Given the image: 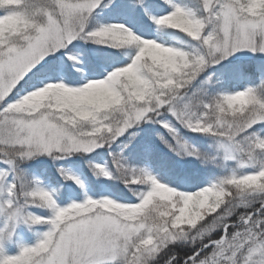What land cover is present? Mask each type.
Listing matches in <instances>:
<instances>
[{
	"label": "snow or ice",
	"instance_id": "1",
	"mask_svg": "<svg viewBox=\"0 0 264 264\" xmlns=\"http://www.w3.org/2000/svg\"><path fill=\"white\" fill-rule=\"evenodd\" d=\"M101 2L0 0V158L14 163L42 153L91 152L158 118L175 132L164 119L168 112L194 132L222 138L226 159L245 166L261 158L260 170L195 192L178 191L147 173L132 175L128 183L150 185L136 204L105 198L59 208L50 192L25 190L31 202L53 209L52 228L36 246L4 256L0 264H152L180 241L190 242L191 251L180 260L173 252L163 264H264V138L249 135L264 123V96L248 88L205 101L188 91L207 66L244 49L264 53V0H199V14L176 4L154 18L198 41L203 53L141 38L124 25L86 33ZM82 34L115 48L134 46L137 54L106 79L81 87L48 84L9 101L46 57ZM116 165L123 171L119 159ZM16 189L12 184L9 194ZM0 210L13 219L20 211L12 200Z\"/></svg>",
	"mask_w": 264,
	"mask_h": 264
},
{
	"label": "trees",
	"instance_id": "2",
	"mask_svg": "<svg viewBox=\"0 0 264 264\" xmlns=\"http://www.w3.org/2000/svg\"><path fill=\"white\" fill-rule=\"evenodd\" d=\"M111 1L117 2V4H109L107 10L101 12L95 11L91 14L89 27L90 31L88 32L94 31L101 26L118 24L126 26L132 32L137 31L136 35L143 36L141 38L156 40L166 46L176 47L187 52H193L195 49H199L198 41L193 40L191 37L178 30L159 25L158 34L153 35V32H155L156 29L154 19L156 17L153 16L151 10L155 4H162L170 8L172 4L169 3L168 0H149V2L146 3L140 1L139 9L137 10L139 13L138 23L135 25V27L138 28L137 30L130 28L128 24H126V22H128V13L134 6V2L137 0ZM183 2L185 3V5H183L184 7L197 10V14H199V0H183ZM112 19H115L116 22L111 21ZM122 20H125L126 22ZM89 38L90 40L96 42L95 39L91 37ZM97 49H99V54H102V60L100 62L96 61L90 67V71L96 76L103 73L101 64L109 65L114 63V65H116V61H124L128 58V55L137 51L134 46L115 48L104 43H101V46ZM74 50V46L68 48V51L65 52V56L71 57L73 52H75ZM58 62L59 59L57 55L49 58L44 67L40 69V71L32 78L31 81L28 82V84H24L23 81L21 82L24 86H18V89L14 91L12 97L10 98L11 100L9 101L11 102L13 99H21L23 96H19L18 92L24 87L26 88L25 94L40 88L34 87L32 90H28L29 87L39 82L37 78L38 75L41 73L47 74L52 72L49 71L53 70L50 68L55 66ZM47 68L49 70H45ZM86 72L87 71L84 69L70 67L68 69V75H66V77H70L71 85L69 86H83L82 84L77 85L76 83L83 79L82 75ZM247 73L253 75L254 78H256L255 80H257L258 76H264V66L254 62V60H250L235 64V66H232L230 69L216 67L213 70L207 71L204 75H201L193 82L188 89L189 95L197 93L199 98H202L205 101L218 98L223 91L239 87L240 83L238 78H240L241 75L245 76ZM53 75L55 77L60 76L58 73H55V71ZM262 91L264 93V87ZM164 119H166L169 123H175L181 127L178 139L180 141L185 140L187 142L186 146L188 151L198 150L201 154L200 158H197L194 155L184 154L183 152L180 153L178 150L172 151L167 149L165 144L174 145V143L171 142L170 132L159 124V118L157 120H145L140 122L141 124L131 128L126 133V136L117 142L118 144L114 153L118 152L119 149L122 150L120 153V163L123 165V171L117 168L116 162H114L112 157L109 156V164L113 170V176L110 179H101V177H99L100 181L111 187L115 192L128 194L131 191L130 188L132 184L127 181L131 179L132 175H139L140 169L147 164H151L155 170L168 181L177 184L181 188L188 189L196 188L212 180H220L227 175L225 171L226 164L221 161L220 157L217 158V156L210 152L209 146L211 143L206 139H203L204 135L188 131L184 123L176 120V118L168 112H165ZM256 132H264V123H259L254 126V128L250 130L249 135ZM132 133H135V136H133ZM192 145H195L196 147H193ZM96 156L97 158L99 157V155ZM2 159L4 160L6 158ZM260 159L261 158L258 157L257 166L261 165ZM90 170L91 173L94 174L93 172L95 171L92 169ZM96 178L97 177L93 175L90 177L92 182H95ZM1 183L2 177H0V185ZM14 183L17 185V189L16 195L13 196L9 194V188ZM3 184V187H5L3 190L5 200L0 195V208H6L8 201L12 200L16 207L25 204L29 205V207L28 205H25L28 217H36L33 215L31 211L32 209H30L31 207L43 210L44 204L42 202H31L30 197H25L23 195V191H31L34 188L32 171L27 170L26 172H22L19 170L6 180L4 179ZM239 211L243 212L245 209L241 208ZM10 218L11 217L7 211L0 210V259L7 256L11 250L7 242L8 235L10 234ZM20 235L21 232L19 230L16 231L11 240L15 243H20L22 241V237ZM190 251V242H178L170 245L169 249L161 254L160 259L158 261H153L152 264H163V261L173 252L178 254L177 259L180 260Z\"/></svg>",
	"mask_w": 264,
	"mask_h": 264
},
{
	"label": "rangeland",
	"instance_id": "3",
	"mask_svg": "<svg viewBox=\"0 0 264 264\" xmlns=\"http://www.w3.org/2000/svg\"><path fill=\"white\" fill-rule=\"evenodd\" d=\"M105 1L106 0H102L100 6L97 7L93 12L97 11L98 9H105L106 8ZM129 15H130L131 21L133 22L137 21L138 16L136 14V11L130 12ZM89 27H90V17H89L87 27L85 29L86 33L90 31ZM69 44L73 45L78 52L77 54L72 55L71 58H66L62 55V52H64V50L68 48ZM69 44L65 48H61L51 53L48 57H46V60H48L50 57H53L55 54L58 55L59 64H58L57 72L63 74L60 76L61 79L59 81L60 83H64L66 86L71 85L70 77H66L67 72H65L67 68L69 67V65L71 66L74 65L76 67L84 66L88 68V66L95 63V61L100 62L102 59L101 56L97 52L99 51V49L97 48L101 46V43L90 40V38L87 37L86 35L82 34L80 37H77L76 39L71 41V43ZM198 48L200 49L202 53L205 51L203 47L202 48L200 47V44L198 45ZM87 50L90 51V53H92L93 55L90 54L88 56L87 54H83V52ZM136 54H137V51L128 55V58H126V60L124 61H118V62L116 61L115 62L116 65H114V63H111L109 65L101 64L103 73L99 75V77L94 76V74L90 70H86L87 72L85 74L83 73L82 75L83 79L76 84L85 85L86 83H89L95 80L106 79L107 76L110 75L113 71L119 68L125 67L129 65L130 63H132ZM243 60H247V61L254 60V62H257L258 64H261L264 66V53L253 52L252 50L244 49V50L233 53L232 55L228 56L226 59L221 60L220 63L210 65V66L212 67L216 65V66L230 69L231 65L235 66L236 63L239 64V62ZM210 66H207L205 70ZM204 74L205 72H202L200 76ZM41 77H43L42 78L43 81H47L50 79L51 76L49 77L41 76ZM241 79H242V76H241ZM244 79H245L244 80L245 84L243 86L236 88L234 90L224 91L221 93V95L232 94L238 91L247 90L248 88H253V89L258 90L261 96H264V93L262 91L264 87V76L263 75L258 76V79L255 80L256 78H254L253 75L247 73ZM53 83H57V82H53ZM170 125L175 129V132L169 131L171 134V142H173L174 145L165 144V147L169 150H174L176 148L180 153L183 152L184 154H187L184 148L186 141L185 140L180 141L178 139V134H179L181 127L175 124H172V123H170ZM188 130L192 131L189 128ZM201 134L204 135L203 139H206L207 141L211 143L209 146L210 152H212L215 156H217V158L220 157L221 161L224 164H226L225 171L227 175L225 178L231 177L233 175H244V174H248V173H252V172H256L260 170L261 166H257V161L254 163L247 164L245 166H241V162L239 160L226 159L227 154L224 148L221 146L222 138H218L210 134H204V133H201ZM252 136L264 138V132H256L252 134ZM116 142L112 143L110 147L108 145H105L104 147L94 149L91 152L75 151L70 154L53 153L51 155L47 153H42V154L34 155L31 158H23V159L17 158L16 161L18 159H20V161H17V162L15 161L14 163L8 162L7 159L2 161V158H0V161L2 163L1 165H3L0 168V177H2V183L0 185V195L5 200L4 198L5 194L3 191L5 189V187H3L4 179H6L9 173L16 172L17 168H21L22 171L31 170L33 172L32 174L34 177L36 188H42L50 192L53 196V199L56 205L59 208L69 207L73 203H84L88 199L100 200V199L108 198V199H112L113 201L122 203V204L139 203L142 198V195L150 189V185H148L147 188L136 187L134 188L138 190L136 194H133V196L131 197H125V196H119L113 193V191L110 188H108L107 186H103L101 184H99V187L95 189L93 187V184L89 180V174L86 169L87 165L95 168L99 172V174L102 175L103 177L108 178L112 176L111 168L107 160V155L105 153L102 154L99 160H93L88 157L89 155L97 152L100 149H103V150L106 149L108 156H112L113 161L116 162V160L119 159L118 158L119 155L113 152ZM169 145H171L172 147H169ZM26 162L32 163L34 166L32 167L26 166ZM40 165H43V166L40 167ZM97 165L102 166L105 169V171L109 173V176H105L102 172H100ZM48 169L52 170L54 175L52 173L48 175V172H47ZM143 173L150 174L156 177L160 182L165 183L168 186L173 187L176 190L183 191V192L199 191L202 188L208 187L210 185L218 184L222 180L225 179V178H222V180L220 181H211L194 191H188L185 189H180L172 184L167 183L150 166L144 168ZM94 176H96L95 173H94ZM54 177H56V180L61 181V186L63 187L62 191H59L58 186L52 180ZM62 179L64 181H62ZM25 205H28V204H25ZM25 205L18 206V208L20 209L19 214L16 218L14 219L12 218L11 232L8 235L9 242H11L12 236L14 235V233L16 232L18 228H20V230L23 231L24 240L23 242H21V245L18 246L17 248L18 251L14 255H18L24 247L36 246L43 239L44 234L47 233L52 228V225L48 221H50L54 216L53 209L48 208V210L44 211L41 209H36V208L34 209L33 207H31L30 209H32L31 211L33 215H35L36 217L42 216L45 219L44 222L33 223L32 220L29 219L30 217H28L26 213ZM180 242H187V241H180ZM260 258L261 257L259 255L254 257V259L256 260H259Z\"/></svg>",
	"mask_w": 264,
	"mask_h": 264
}]
</instances>
